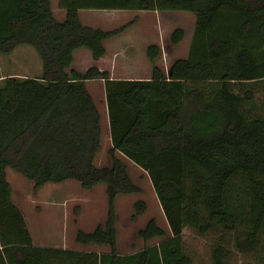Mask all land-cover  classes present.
<instances>
[{"label": "trees", "instance_id": "trees-1", "mask_svg": "<svg viewBox=\"0 0 264 264\" xmlns=\"http://www.w3.org/2000/svg\"><path fill=\"white\" fill-rule=\"evenodd\" d=\"M0 0V53L30 45L40 60L35 75L0 74V264H264V0ZM79 8L182 9L193 13L187 50L162 70L159 44L145 45L147 78H113L91 63L72 66V50L92 58L104 39L125 25L81 23ZM183 35L180 26L170 43ZM102 80L109 145L101 147L100 113L87 90ZM119 154V155H118ZM121 154V155H120ZM121 156L143 169L167 228L148 216L136 228L137 248H116L114 197L135 192ZM32 182L64 178L89 188L104 185L105 214L73 241L106 245L76 249L32 243L11 201L5 168ZM145 210L131 202L130 217ZM75 221V219H73ZM203 235L218 228L205 259L183 243V228ZM153 240L148 241L149 239Z\"/></svg>", "mask_w": 264, "mask_h": 264}, {"label": "rangeland", "instance_id": "rangeland-1", "mask_svg": "<svg viewBox=\"0 0 264 264\" xmlns=\"http://www.w3.org/2000/svg\"><path fill=\"white\" fill-rule=\"evenodd\" d=\"M89 11L99 12L98 15L92 16L94 22H99L101 27L125 25L113 35V41L117 44L118 49L130 51L132 47L135 48V58L142 54L143 47L140 45L150 42L158 43L161 47L158 55L154 58V62L164 71L172 58L186 53L193 21L191 11L132 8H91ZM174 26H180L183 29V35L178 42L170 43L168 34ZM134 41H137L138 45H135ZM139 59V61H134H137L133 63L135 67L130 66L132 62L129 60L120 62L118 59L110 62L105 61V65L108 66L110 72L115 74L128 71L138 74L140 71V73H144V70L145 72L150 71L151 62L148 60L147 64L142 56ZM91 63L93 62L89 63L80 52L77 51L74 54L72 66L75 69L82 71ZM39 69V57L28 44H18L12 48L11 52L0 53V71L2 72L32 75L31 73H37ZM92 85L91 95L100 108L102 101L99 97L101 92H97L95 83ZM107 145L108 142L102 132L101 147L95 152L94 163L101 164L107 161L105 151ZM121 159L127 165L131 180L139 186V190L135 192L117 193L113 201L116 248L120 251H129L142 244L141 239L136 235V228L148 216H153L164 229L167 228V225L146 172L131 161L124 159L123 156ZM5 178L10 185L11 201L21 211L33 243L40 242L65 247L75 246L77 243L73 241L74 229L76 227L85 230L91 229L96 222L104 217L106 197L102 182L84 188L76 180L64 178L56 182H44L33 190L32 182L10 167L5 168ZM138 197L145 201V210L132 219L130 217L131 202ZM216 232H218V228L214 227L208 233L198 235L188 227H184V246L193 253L195 259H205L208 244ZM78 246L85 249H107L106 245L93 242L79 243ZM234 257L235 259L231 264H239V257L237 255Z\"/></svg>", "mask_w": 264, "mask_h": 264}, {"label": "crops", "instance_id": "crops-1", "mask_svg": "<svg viewBox=\"0 0 264 264\" xmlns=\"http://www.w3.org/2000/svg\"><path fill=\"white\" fill-rule=\"evenodd\" d=\"M49 1H50V9H51L53 15L56 18H61L63 16V9L56 5V0H54L55 2L53 0H49ZM89 9H91V8H79L77 10V16H78L79 21L81 23L88 24V25H91V26H99V27H101V24H99V22H94V18H93V16L98 15L99 12L89 11ZM102 28H110V27H102ZM113 38H114V36L112 35V36L104 39V41H103L104 52L102 53V55H100V56H98L96 58H92L90 53H89V51L86 48H84V47L74 48L72 50V61H73V58H74V54L78 51L84 57L87 58V61H89V63L93 62L95 65H97L98 68L107 69L108 70V74H109L110 77H113V78H147L149 76L150 71H146L145 72V70H144V73H140L141 72L140 71V72H138V74L129 73V71L126 72V73L123 72V73L115 74V73H112V72L109 71V69L107 68L108 66L105 65V61L110 62V61H115L116 59H118V61H120V62H127V60H129V61L132 62L130 64V66L135 67V64H133V63H136L137 61L136 62H134V61L135 60L139 61L140 60L139 57L142 56V57H144V59L147 61V64H148V58L146 57L145 51H144L146 44L140 45V46L143 47L142 54L140 56H138L137 58H135V55H134L136 53V49L135 48L132 47V49H130V51L129 50L125 51V49L123 50L121 47H119L121 49H118V46L113 41ZM134 43L136 45L137 41H134ZM140 46H138V47H140ZM127 66H128V63H127ZM38 72L39 71H37V73ZM37 73H31V74L35 75ZM0 74H1V76L5 75V74L21 75V74L15 73V72H7V71H4V72L0 71ZM92 83H95V87H96L97 92L98 91L101 92V95H100L99 98L101 99L102 102H101V107L98 108L99 113H100V126H101L102 132L104 133V138H106V141L108 142V145H109V138H108V133H107V116H106V108H105V102H104V96H103L102 80L99 79V78H89V79H87L85 81V85H86L87 90L89 91L90 94L92 93V90H91L92 89L91 86H93ZM30 237H31V235H30ZM31 241H32V239H31ZM32 243H33V241H32ZM75 243H77V242H75ZM34 244H37V245H51V244H43V243H40V242L39 243L36 242ZM78 244L79 243H77V245H75V246H67V247L76 248V249H85V248H80L78 246ZM52 246H56V245H52ZM62 247H65V246H62Z\"/></svg>", "mask_w": 264, "mask_h": 264}]
</instances>
